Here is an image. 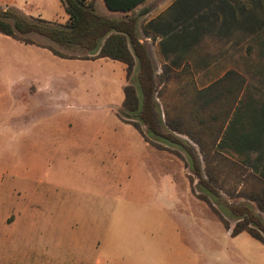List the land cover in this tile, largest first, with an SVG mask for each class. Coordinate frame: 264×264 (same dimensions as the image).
Segmentation results:
<instances>
[{
  "label": "rangeland",
  "instance_id": "1",
  "mask_svg": "<svg viewBox=\"0 0 264 264\" xmlns=\"http://www.w3.org/2000/svg\"><path fill=\"white\" fill-rule=\"evenodd\" d=\"M23 1L18 10L11 0H0V14L68 21L52 0H40L43 7ZM173 1L154 0L152 17L164 15ZM96 4L101 13H110L103 0ZM26 37L74 59L0 34V264H183L167 260L165 248L155 243L156 235L173 229L165 219L175 220L182 231L203 233L192 246L207 249L210 234L223 227L192 193L185 158L149 146L118 117L124 64L90 60L37 34ZM196 39L179 55L178 67L173 57L160 55L158 40L143 39L158 76L167 70L158 102L164 119L169 106L201 139L203 152L183 137L196 149L202 169L217 170L223 199L244 202L243 192L264 188L252 175L258 153L238 156L217 141L236 110L248 113L264 101V28L229 36L202 32ZM33 74L50 83L51 99L42 95L32 101L38 87L21 78ZM220 253L213 262L223 263L222 247Z\"/></svg>",
  "mask_w": 264,
  "mask_h": 264
},
{
  "label": "trees",
  "instance_id": "2",
  "mask_svg": "<svg viewBox=\"0 0 264 264\" xmlns=\"http://www.w3.org/2000/svg\"><path fill=\"white\" fill-rule=\"evenodd\" d=\"M60 1L68 16L66 24L9 11L0 14V34L48 49L61 59L74 57L50 45L37 43L26 35L37 34L61 47L77 49L87 54L86 58H92L90 60L107 58L124 64L126 85L118 117L133 126L150 146L185 158L191 173L192 193L210 208L232 236L246 232L264 245V188L243 192L244 202L230 203L223 199L217 170L202 169L196 149L183 138L201 146L203 152L202 141L196 132L185 129L182 119L175 118L169 106H166L164 119L158 99L162 97L159 87L167 70L158 76L148 45L141 42L142 36H159L162 39L159 43L161 55L167 60L173 57L171 62L178 67L182 52L189 50L202 32L214 31L229 36L236 31L254 33L262 30L264 0H252L251 7L234 0H176L164 15L144 26L140 24V17L148 10L137 16L112 19L98 13L89 0ZM145 1L104 0V3L110 11L128 13ZM217 145L238 156L257 152L252 175L264 185V101L248 113L236 110ZM224 214L234 223L233 226Z\"/></svg>",
  "mask_w": 264,
  "mask_h": 264
},
{
  "label": "crops",
  "instance_id": "3",
  "mask_svg": "<svg viewBox=\"0 0 264 264\" xmlns=\"http://www.w3.org/2000/svg\"><path fill=\"white\" fill-rule=\"evenodd\" d=\"M153 1L154 0H146L144 3H142L140 6H138L134 11L128 12V13L110 11L105 5L107 10L110 12L109 14H107L106 12L101 13L98 10L96 0H89V2H92L94 4L98 13H100L101 15H103L105 17L112 18V19H122L124 17L131 16V15L137 16L140 13H142L143 11L148 10V12L144 13L140 17V24L142 26L146 25L150 21L155 20L157 17H159V16L152 17V11L153 10H152V7L150 6V4ZM175 1L176 0H174L171 3V5ZM11 2L13 4V6L18 10H22L24 8V4L26 5V2L23 0H11ZM33 2L34 3L38 2L36 4L39 6H42L40 4V0L39 1L34 0ZM103 2H104V0H103ZM51 4H56L60 7L62 6V3L60 0H58V1L52 0ZM171 5H169V7ZM61 8H63V6ZM167 9L165 10V13H166ZM151 35L153 36L154 34H151ZM152 36H149V37L142 36L141 42L145 43L143 39H145L146 41H149V40L157 41L158 40L159 41L158 46H159V43L162 39L159 36H155V35H154L155 39H153ZM25 46L38 47L36 45H28V44H25ZM38 48H42V47H38ZM42 49H45V48H42ZM149 53H150V50H149ZM160 55H161V53H160ZM55 57H57V56H55ZM150 57H151V54H150ZM101 59H107V58H101ZM125 71H126V67H125ZM38 77H39L38 74H33L31 77L21 78L22 81L27 80V79L28 80L33 79L34 82L36 83L38 89H37L36 97L34 98V100H32L35 103H37L39 97L42 95H49L50 99H51V96L55 95V94H51L52 89H51L50 83H45V82L39 80ZM57 97L58 98L62 97V92H60ZM146 144H148V143H146ZM165 221L172 223L173 229H172V231H170L169 234L166 233L167 234L166 236L156 235L155 239L158 242L155 241V243L158 246H162L165 248L166 254H168V256L166 257L167 260L171 261V259L174 258L175 260L182 261L183 264H193V263H195V264H221L220 262H215V261L213 262V260H215L216 256L218 257L219 254H221L220 249L222 247V249L225 251V253L223 255V260H222L223 263L222 264H264V245L261 242H259L258 240L254 239L251 235H249L246 232L240 233L237 236H232L231 232L226 230L224 228V226L222 225V223L219 221L223 227V231L221 232L220 227H217V231L211 233L210 236L208 237L210 239L208 248L206 249L205 244L203 245L200 243L201 249L199 248V250H198V249L194 248V246H192V240L195 239L196 241H198L196 243H199V238H201L203 240V233L200 234L199 232H197L195 230H192L190 232H188V231L185 232V231H182L179 224L178 225L175 224L176 223L175 220L165 219ZM202 232L205 233V231H203V229H202ZM159 234H162V233H159ZM206 234L208 235V233H206ZM158 239H160V240H158ZM215 244H216V247H215ZM243 244H246V245H249L250 247H252L256 253H252V251L243 250L241 247V245H243ZM218 261H219V259H218Z\"/></svg>",
  "mask_w": 264,
  "mask_h": 264
}]
</instances>
